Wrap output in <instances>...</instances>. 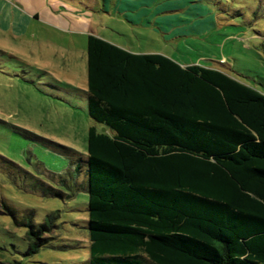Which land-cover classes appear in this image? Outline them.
<instances>
[{"label": "trees", "instance_id": "obj_1", "mask_svg": "<svg viewBox=\"0 0 264 264\" xmlns=\"http://www.w3.org/2000/svg\"><path fill=\"white\" fill-rule=\"evenodd\" d=\"M86 71L85 264H264V94L93 35ZM58 219L23 224L27 254Z\"/></svg>", "mask_w": 264, "mask_h": 264}, {"label": "rangeland", "instance_id": "obj_2", "mask_svg": "<svg viewBox=\"0 0 264 264\" xmlns=\"http://www.w3.org/2000/svg\"><path fill=\"white\" fill-rule=\"evenodd\" d=\"M6 1L30 21L17 33L0 28V264H85L82 190L87 132L94 125L87 116V36L181 66L219 70L264 94V0H187L185 10L178 0H157L163 11L173 9L163 18L184 19L165 26L169 33L131 23L124 16L131 13L117 11L114 4L128 10L117 0ZM70 150L81 158L73 182L67 172L77 158ZM53 190L65 196L54 197ZM54 212L59 219L51 240L27 254L23 224H41Z\"/></svg>", "mask_w": 264, "mask_h": 264}, {"label": "crops", "instance_id": "obj_3", "mask_svg": "<svg viewBox=\"0 0 264 264\" xmlns=\"http://www.w3.org/2000/svg\"><path fill=\"white\" fill-rule=\"evenodd\" d=\"M119 2H123L125 6H127V9L131 12H128V10H122L121 4H114L116 5L117 11L122 13H131L130 16L125 17L129 18L130 22L136 25H139L141 27H147L150 26H157L160 31L163 33H169L168 29H165V26H170L174 23H179L180 21H183V18L175 19V20H169L163 18L165 14L170 13L171 8L166 6V9H169L168 11H163L161 7L156 6L157 0H117ZM176 0H174V3ZM178 3L182 2L184 3V7L182 8L185 10L187 8V3H191L187 0H178ZM176 2V3H177ZM173 3V4H174ZM173 4H170L171 7H173ZM178 8L174 11L178 10L180 11V6H177ZM133 13L135 16H133ZM187 15V14H186ZM30 21L29 17L18 7L15 5L9 3L6 0H0V28L3 30L12 29L15 33L22 31L23 26L26 25ZM89 36V35H88ZM87 36V38H88ZM106 41V40H105ZM108 42V41H107ZM112 44V43H111ZM86 45H87V39H86ZM87 72V71H86Z\"/></svg>", "mask_w": 264, "mask_h": 264}, {"label": "water", "instance_id": "obj_4", "mask_svg": "<svg viewBox=\"0 0 264 264\" xmlns=\"http://www.w3.org/2000/svg\"><path fill=\"white\" fill-rule=\"evenodd\" d=\"M102 131H104V129Z\"/></svg>", "mask_w": 264, "mask_h": 264}]
</instances>
